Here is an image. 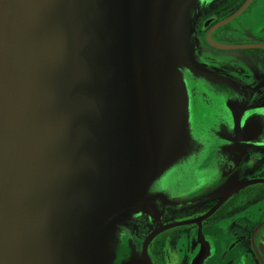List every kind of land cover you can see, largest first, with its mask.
<instances>
[{"label": "water", "instance_id": "1", "mask_svg": "<svg viewBox=\"0 0 264 264\" xmlns=\"http://www.w3.org/2000/svg\"><path fill=\"white\" fill-rule=\"evenodd\" d=\"M192 3L0 0V264H138L119 220L264 182L236 180L264 108L196 67Z\"/></svg>", "mask_w": 264, "mask_h": 264}, {"label": "flooded vegetation", "instance_id": "2", "mask_svg": "<svg viewBox=\"0 0 264 264\" xmlns=\"http://www.w3.org/2000/svg\"><path fill=\"white\" fill-rule=\"evenodd\" d=\"M188 38L196 67L229 90L239 112L264 108V0H193ZM247 151L236 180L264 179V144ZM222 196L212 192L119 220L126 245L120 252L138 264H264V182L236 190L201 219Z\"/></svg>", "mask_w": 264, "mask_h": 264}]
</instances>
